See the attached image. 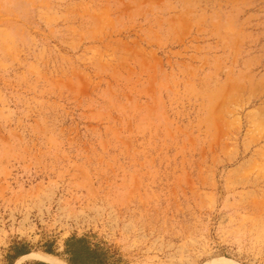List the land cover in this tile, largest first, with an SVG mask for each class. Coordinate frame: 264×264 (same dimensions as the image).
<instances>
[{
	"label": "rangeland",
	"instance_id": "374dc122",
	"mask_svg": "<svg viewBox=\"0 0 264 264\" xmlns=\"http://www.w3.org/2000/svg\"><path fill=\"white\" fill-rule=\"evenodd\" d=\"M77 234L264 264V0H0V264Z\"/></svg>",
	"mask_w": 264,
	"mask_h": 264
},
{
	"label": "crops",
	"instance_id": "0c3cea01",
	"mask_svg": "<svg viewBox=\"0 0 264 264\" xmlns=\"http://www.w3.org/2000/svg\"><path fill=\"white\" fill-rule=\"evenodd\" d=\"M37 251L58 257L67 264H112L105 250L90 243L85 235L79 234L67 237L56 248L54 245L47 244L39 249H32L25 243L15 241L5 250V263L51 264L39 259H23L17 263L21 257Z\"/></svg>",
	"mask_w": 264,
	"mask_h": 264
},
{
	"label": "bare ground",
	"instance_id": "6f19581e",
	"mask_svg": "<svg viewBox=\"0 0 264 264\" xmlns=\"http://www.w3.org/2000/svg\"><path fill=\"white\" fill-rule=\"evenodd\" d=\"M32 257L39 259V260H42V261H46V262L51 263V264H67L66 262H64L60 258L55 257V256L50 255V254H47V253H43V252L34 254V255H32ZM210 264H239V263H236V262L229 260L227 258H224V257H219V258L214 259L212 261V263H210Z\"/></svg>",
	"mask_w": 264,
	"mask_h": 264
}]
</instances>
